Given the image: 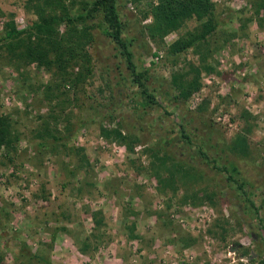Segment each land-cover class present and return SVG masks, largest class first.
<instances>
[{"label":"rangeland","instance_id":"rangeland-1","mask_svg":"<svg viewBox=\"0 0 264 264\" xmlns=\"http://www.w3.org/2000/svg\"><path fill=\"white\" fill-rule=\"evenodd\" d=\"M56 1L75 14L89 0H0V37ZM155 1L115 0L153 103L100 16L64 70L23 64L0 40L15 136L0 148V264H264V0H210L214 29L175 54L199 22L150 32Z\"/></svg>","mask_w":264,"mask_h":264},{"label":"trees","instance_id":"trees-1","mask_svg":"<svg viewBox=\"0 0 264 264\" xmlns=\"http://www.w3.org/2000/svg\"><path fill=\"white\" fill-rule=\"evenodd\" d=\"M85 11L71 14L68 8L61 2L56 1L49 8L36 5V19L22 29H16L11 20L5 23L4 31L0 40L3 47L11 55L19 59L23 64L35 62L38 66L50 68L56 66L59 70L73 61L75 57L74 44H77L79 36L85 34L88 27L85 21L100 16L99 25L102 33L107 36L120 50L124 56L126 66L130 71L133 82L138 86L140 93L146 103H153L154 98L148 92L142 80V72L136 71L131 60V52L128 49L129 42L122 38V23L118 16L115 0H89L82 7ZM213 4L210 0H156L151 5L150 14L152 23L149 26L150 32L162 26H179L187 19L198 21V28L195 32H188L185 36H178L172 40L168 46V52L175 54L194 46L204 40L214 29V24L210 18ZM60 24L65 26L63 33H59ZM77 24H83L80 28ZM76 52V51H75ZM88 61V57L85 56ZM175 76L172 78L174 83ZM198 79L191 78L184 84L178 85V94L185 100L189 94L197 89ZM105 135L120 136L118 130H106L101 128ZM53 136V135H52ZM55 142L62 141L61 135L53 137ZM15 140L12 133L10 118L7 114L0 112V148L8 150ZM227 172L228 178L232 173H236V166L231 165ZM233 182L236 179L231 178ZM241 188V184H236ZM264 227V221L261 220ZM46 264H51L49 261Z\"/></svg>","mask_w":264,"mask_h":264},{"label":"built area","instance_id":"built-area-1","mask_svg":"<svg viewBox=\"0 0 264 264\" xmlns=\"http://www.w3.org/2000/svg\"><path fill=\"white\" fill-rule=\"evenodd\" d=\"M156 58V57H155Z\"/></svg>","mask_w":264,"mask_h":264}]
</instances>
